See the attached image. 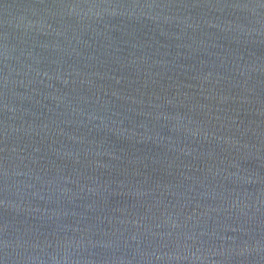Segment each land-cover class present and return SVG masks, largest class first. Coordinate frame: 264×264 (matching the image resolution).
I'll return each mask as SVG.
<instances>
[{
    "label": "water",
    "instance_id": "obj_1",
    "mask_svg": "<svg viewBox=\"0 0 264 264\" xmlns=\"http://www.w3.org/2000/svg\"><path fill=\"white\" fill-rule=\"evenodd\" d=\"M0 264H264V0H0Z\"/></svg>",
    "mask_w": 264,
    "mask_h": 264
}]
</instances>
